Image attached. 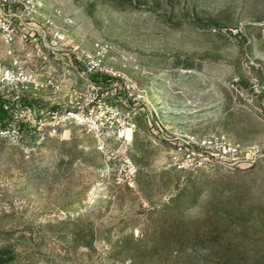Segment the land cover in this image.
Masks as SVG:
<instances>
[{"label": "rangeland", "instance_id": "374dc122", "mask_svg": "<svg viewBox=\"0 0 264 264\" xmlns=\"http://www.w3.org/2000/svg\"><path fill=\"white\" fill-rule=\"evenodd\" d=\"M45 4L14 21L26 41L0 34V64L56 86L11 102L93 123L32 151L0 138V264H264V0ZM97 41L111 53L86 74ZM182 135L236 151L179 169Z\"/></svg>", "mask_w": 264, "mask_h": 264}, {"label": "built area", "instance_id": "2783aa9c", "mask_svg": "<svg viewBox=\"0 0 264 264\" xmlns=\"http://www.w3.org/2000/svg\"><path fill=\"white\" fill-rule=\"evenodd\" d=\"M45 0H0V34L8 45L27 40L26 34H18L15 20L24 21L25 17L34 18V14L45 8ZM2 14L8 16L3 21ZM63 34L55 32V40L62 44ZM94 54H80L76 51L75 62L86 74L103 70V59L111 53L110 46L103 42L93 43ZM12 50V49H9ZM77 50V49H76ZM126 59L124 53L119 54ZM0 138L21 145L26 151L36 149L50 136H63L70 122L86 123L92 126L90 114L71 109L49 110L37 115L28 106L17 108L11 100L18 101L19 95H11L12 90L27 89L29 86H56L52 80L43 81L32 77L14 59L10 65L0 64ZM172 160L179 169H196L211 164L219 157L232 156L235 145L219 136L196 137L192 135L177 136L173 141Z\"/></svg>", "mask_w": 264, "mask_h": 264}, {"label": "bare ground", "instance_id": "6f19581e", "mask_svg": "<svg viewBox=\"0 0 264 264\" xmlns=\"http://www.w3.org/2000/svg\"><path fill=\"white\" fill-rule=\"evenodd\" d=\"M125 132L127 134V138L130 139L132 137V129L128 127V128H126Z\"/></svg>", "mask_w": 264, "mask_h": 264}, {"label": "trees", "instance_id": "16d2710c", "mask_svg": "<svg viewBox=\"0 0 264 264\" xmlns=\"http://www.w3.org/2000/svg\"><path fill=\"white\" fill-rule=\"evenodd\" d=\"M101 76L104 77V76H106V75H103V74H102ZM104 78H107V77H104ZM0 103H1V99H0Z\"/></svg>", "mask_w": 264, "mask_h": 264}, {"label": "crops", "instance_id": "0c3cea01", "mask_svg": "<svg viewBox=\"0 0 264 264\" xmlns=\"http://www.w3.org/2000/svg\"><path fill=\"white\" fill-rule=\"evenodd\" d=\"M17 45V44H16ZM16 48H18V47H16Z\"/></svg>", "mask_w": 264, "mask_h": 264}]
</instances>
